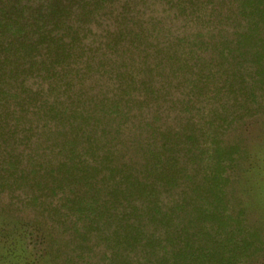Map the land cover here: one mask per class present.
Returning a JSON list of instances; mask_svg holds the SVG:
<instances>
[{
    "label": "rangeland",
    "instance_id": "374dc122",
    "mask_svg": "<svg viewBox=\"0 0 264 264\" xmlns=\"http://www.w3.org/2000/svg\"><path fill=\"white\" fill-rule=\"evenodd\" d=\"M182 2L180 8L176 0H0V22L10 16L11 30L19 31L16 40L36 44L44 34L66 41L74 32L78 37L73 56L57 66L54 83L28 69V57H6L8 63L18 61L13 71L18 87L37 93L39 104L63 114L45 118L42 109L30 108L32 143L39 147L41 168H55L62 141L81 142L92 130L99 141L117 148L119 165L138 169L142 158L136 148L150 136L151 128L182 135L190 127L197 141L192 159L183 137L175 151L191 182L182 178L173 193L183 203L192 200L199 211L208 204L218 207L213 196L217 191L207 190L206 176L220 154L225 181L219 198L228 214L224 238L231 239L229 251L239 264H264V14L252 16L246 8V17L239 16L229 10L230 0H212V10L206 5V17L199 20L191 14L192 4ZM12 31L3 34L0 28V45ZM240 33L245 34L241 45ZM199 35L203 43L194 40ZM175 50L177 58L188 59L193 66L187 76H208L201 94L193 92L189 77L167 79V52ZM34 54L37 61L46 60L44 44ZM6 59L0 46V61L10 71L14 67ZM146 84L153 94L146 92ZM15 138L13 148L27 153L17 140L20 133ZM8 185L0 181V264H12L3 259V246L16 245L21 224L46 230L48 264H109L95 233L84 244L76 236L73 218L54 213L60 192L35 202L30 200L29 185ZM190 187L193 194L185 195ZM196 217L198 247L205 250L220 243L198 212ZM179 219L186 224L187 213ZM47 227L52 236L46 235ZM14 231V240L7 242L4 235ZM247 233L255 240L253 246L236 251L234 244Z\"/></svg>",
    "mask_w": 264,
    "mask_h": 264
},
{
    "label": "trees",
    "instance_id": "16d2710c",
    "mask_svg": "<svg viewBox=\"0 0 264 264\" xmlns=\"http://www.w3.org/2000/svg\"><path fill=\"white\" fill-rule=\"evenodd\" d=\"M176 1L180 2L181 8L182 0ZM188 1L193 8L191 14H195L199 20L206 17V5H211L212 10V0ZM230 3L229 10L233 13L238 11L239 16L246 17V8L250 10L252 16L264 14V0H230ZM12 25L10 16L1 21L0 28L3 34L12 31ZM17 34L19 36V31L15 29L10 36L5 37L6 41L1 42L5 59L28 57L30 61L28 69H35L38 74H43L41 76L45 80L54 83L55 77L59 75L57 66H61L73 56L75 50L73 45L78 39L77 33H72L66 41L62 36L50 37L41 33V41L36 44L16 40ZM238 36L241 45L245 34L240 33ZM136 37L140 42L139 35ZM194 40L203 43L200 35ZM39 44L45 46L46 60L34 59ZM168 52L167 79H173L176 75L177 78L178 75L188 78L189 70L193 67L188 59L177 58L176 50L171 54ZM6 62L9 61L6 59ZM17 62L14 59L8 63L14 67L8 71L4 68L5 63L0 61L1 182H10L13 187L22 183L29 185L32 193L30 200L35 202H38L40 197H56L60 192L61 197L52 208L54 213L65 218H73L76 236L84 244H88L91 234L95 233L98 243L106 252L109 264H239V258L232 253L233 251H229L228 244L231 239L224 238L229 232V224L227 209L219 198L225 181V164L221 155L219 154L214 163L209 165L211 168L208 169L209 174L206 176L207 190L211 191L213 188L217 191L213 196L217 198V204H220L218 207L208 204L199 211L195 209L192 200L191 203H183L181 196L175 195L180 188V180L191 179L189 175L183 174L185 170L179 165L180 159L176 156L175 147L179 145V138L183 137L184 142L190 146L186 151L191 153L192 159L193 149L197 144L194 130L187 127L180 135L178 131L171 133L151 128L150 136L136 148L142 158L138 169H133L124 162L119 165L115 159L117 148L106 140L99 141V138H95L96 132L91 130L85 133V138L81 142L75 138L62 141L59 147L61 156L56 167L43 169L42 162L39 161V147L32 143L34 132L28 117L29 109H42L45 118H59V114L62 118L63 114L57 112L54 106L46 107L39 104L37 93L23 91L18 87L17 73L16 71L13 73ZM188 80L191 87L193 86V92L197 94H201L200 92L209 84L208 76L205 75H198L194 79L189 77ZM145 88L148 94L155 92L148 84ZM73 116L74 114L69 117ZM71 132L78 134L79 129H71ZM18 133L20 138L17 140L27 147V153L17 152L13 148ZM79 143L82 145L79 146ZM45 177H48L46 179L48 182L43 181ZM68 188L71 189L66 193L65 189ZM188 194L189 196L193 194L191 187L185 195ZM184 211L187 213L186 224L179 219ZM197 212L202 220L208 223L206 226L219 238L220 243L215 244L213 248L203 250L202 247H198ZM47 229L49 230L46 235L52 236L50 228ZM16 230L19 231L20 237L16 245L11 242L3 246L5 255L2 258L8 259L12 264H48L43 244L47 237L44 233L46 230L26 224H21ZM15 232L4 235L7 242L14 240L13 237L17 234ZM253 241L255 240L252 235L247 233V236L239 243H235L234 247L236 251H242L248 246H253Z\"/></svg>",
    "mask_w": 264,
    "mask_h": 264
}]
</instances>
